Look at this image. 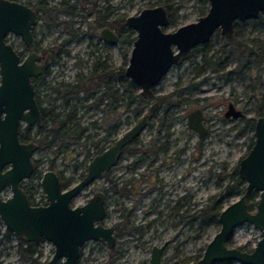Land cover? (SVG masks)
<instances>
[{
	"label": "rangeland",
	"instance_id": "374dc122",
	"mask_svg": "<svg viewBox=\"0 0 264 264\" xmlns=\"http://www.w3.org/2000/svg\"><path fill=\"white\" fill-rule=\"evenodd\" d=\"M59 0H53V3ZM74 2L75 0H65ZM98 8L108 5L115 8L118 12L115 14L130 15L140 11L146 6H156L163 0H94ZM49 2H52L50 0ZM172 3L171 9L174 11L173 19L169 20L163 30H175L179 25L195 21L200 15L201 7L207 6L208 0H169ZM95 8V9H98ZM74 12L79 14L65 13L60 14L63 20H72L75 28H78L80 39L72 38L65 45L67 52L57 53L58 62L50 65L49 74L45 77V83L39 88L38 99L42 100V105H51L53 97V87L58 83L74 82L83 77L89 69L91 61L97 57L109 55L108 62L114 66L119 64L126 65L127 56L131 44L118 39L115 44L102 43L98 39V28L94 29L95 34L89 37L85 31H89L90 23L95 14L91 10V4L81 2L73 8ZM117 16V15H115ZM38 33L35 40L46 46L56 39L59 42L62 37L68 36L61 27L47 32L44 24L39 21ZM240 35H237L231 42L229 38L221 35L219 32L212 34L209 41L210 51L207 57L214 56L218 58L219 64L211 70L209 66H201L199 57L193 61H184L178 65H172L166 74L155 85L150 94L144 95L139 101L138 106L142 109L137 117L132 111H123L119 115L123 119L119 125V130L112 135L117 138L119 134L124 133L131 124H133L140 115L146 113L150 103L157 100L161 95L173 93L167 99L177 102L166 109V103H159V107L153 117L138 136L143 146L151 147L163 140L164 132L169 133L170 147L175 159L171 167H161V172L172 186L173 197L167 198L162 195L160 207L155 210L147 208L152 206V199L158 197L159 193L155 189L151 191L143 200L142 206L136 205V216L125 221L128 232L120 234L118 249L121 253L113 255L114 259L109 258L108 249L104 242L85 243L81 248V254L77 264H147L149 253L153 245H158L163 241H168L167 246L161 253L160 264H178L185 259L200 257L205 245L210 238L219 229L220 224L217 220L208 225H201L196 217L198 208L208 202L210 197H215L223 191L224 181L218 178V173L222 176L229 173L237 165L239 159L248 151L249 143L253 141V125L246 123L248 119H255L258 115H264V23L256 19H247L239 21L237 24ZM61 37H56L60 36ZM7 41L17 50H24L23 41L20 36L9 32ZM92 38V39H91ZM95 40V42H94ZM241 44L237 48L236 45ZM250 49L249 63L243 66V60L238 62L236 54H232V49L236 53L242 54V48ZM139 90V89H138ZM143 95V94H142ZM159 100V99H158ZM83 101V100H81ZM91 100H86L89 103ZM136 100L135 103H137ZM232 102L235 108L243 112L242 117L225 118L224 111L227 103ZM200 109L204 115V125L207 131L204 137H199L189 125H187V114L193 109ZM76 113V125L85 128V133L77 140L62 142L64 150L59 152L54 158L52 149L54 147L37 148L33 158L37 160V174L42 173L50 164L48 159L53 160V169L60 170L65 178L71 177V184L78 181L80 172H84L88 159L94 154L96 142L99 146L105 147L106 141L102 139V129L94 127L92 122H100L103 126L105 116L103 111L95 106L86 108L78 107ZM261 112V114H259ZM113 114L106 116L108 120L115 121ZM163 117L162 127H158L160 118ZM111 118V119H110ZM22 123L19 133L25 136L29 141H33L40 132L35 125L28 126ZM72 127V128H75ZM159 139V140H158ZM154 143V144H153ZM156 145V144H155ZM138 145L129 146L120 158L113 172L116 175L117 186H121V180L129 179L132 175L142 171L150 163V159H142V163L134 171L129 170L127 165L133 163L136 157L142 156L143 151L138 150ZM90 153L86 157V153ZM73 153V157L68 154ZM163 161L161 153L154 158V163ZM77 163V164H76ZM76 164V165H75ZM187 173V174H186ZM32 189L39 192V186L36 184V178L29 180ZM152 186H155V181ZM106 178L95 180L89 186L82 189L76 196L74 203L79 204L90 197L91 193L97 189L107 188ZM123 186V185H122ZM145 186V185H143ZM142 186V187H143ZM185 195V199H180V210L177 215H170L169 205H173L177 197ZM238 193H233L229 197H224L221 201V207L229 204L238 197ZM247 203L258 200V192L252 191ZM122 204L125 207L133 206L130 198L124 196ZM106 213L104 223L113 224L121 221L118 215L119 210L111 204L110 199L105 197ZM183 215H180V214ZM149 223V224H148ZM134 226L138 228L135 229ZM134 228V229H133ZM231 233V244L229 246H243L245 249H251L255 240L259 237V230L248 222L242 223L233 228ZM18 238L14 237L5 228L0 219V264H20L17 258L15 246ZM39 247L42 250L40 259L44 260L52 253L53 246L50 241L40 240ZM234 264H239L233 261Z\"/></svg>",
	"mask_w": 264,
	"mask_h": 264
},
{
	"label": "water",
	"instance_id": "95a60500",
	"mask_svg": "<svg viewBox=\"0 0 264 264\" xmlns=\"http://www.w3.org/2000/svg\"><path fill=\"white\" fill-rule=\"evenodd\" d=\"M208 9L195 21L179 25L175 30H163L169 19L161 4L146 6L135 14L125 16L126 26L135 31V38L124 68L129 78L143 95H148L172 65L181 63V57L191 47L211 39L218 30L229 37L236 21L257 18L264 14V0H208ZM36 20L34 10L28 5L12 0H0V219L13 235L24 241L42 237L53 244L54 253L44 264H75L81 245L87 240L114 245L113 227L101 224L105 213L104 194L96 191L85 202L70 206V201L90 182L100 179L120 153V149L135 137L155 114L158 101L150 104L116 141L88 160L85 175L68 189H62L58 176L50 169L42 173L40 186L46 204L31 205L19 182L34 171L33 153L37 143L21 141L19 129L41 124V113L34 98L31 77L46 68L48 57L41 64L37 54L30 51L23 58L7 41L9 32L20 36L24 46L32 42L31 28ZM99 36L108 43H115L116 33L104 27ZM187 125L204 137L203 114L196 108L187 114ZM225 117L237 118L243 112L228 102ZM254 138L248 151L237 162V173L245 179L244 190L237 199L220 208L217 221L219 229L205 245L197 260L186 264H211L229 260L239 264H264V115L254 119ZM10 194L2 197L4 188ZM258 192L254 207H247L246 196ZM248 222L259 230V237L247 251L238 246H227L225 238L233 228ZM167 241L153 245L147 264H160L161 253Z\"/></svg>",
	"mask_w": 264,
	"mask_h": 264
},
{
	"label": "flooded vegetation",
	"instance_id": "af4514ba",
	"mask_svg": "<svg viewBox=\"0 0 264 264\" xmlns=\"http://www.w3.org/2000/svg\"><path fill=\"white\" fill-rule=\"evenodd\" d=\"M12 1L20 2L22 4L28 5L29 7H31L34 10V12L36 14L35 23L33 24L32 28H31V36H32L31 45L29 47L24 46V47H26L24 49L26 51V53L24 51H21V50H19V51L16 50L18 52V54L20 55V58H23L26 54L30 53V51H35V53L37 54V57H38L36 59V62L38 64H41L48 57V64H47L46 68L41 70V72L38 75L31 77V82H32V85H33V89H35L34 98H35V100H36V102L38 104V109H39V111L41 113V117H42V111L41 110L43 109V107H49V108L54 107V109L57 110V111H63L64 108H65L64 107L65 104L62 102V99H60V97L56 98V95L60 96V94H59L60 93V86H63V84H74V82H76V80L74 82H69L68 81V82L58 83V85L56 87H53V93L54 94H53V97L50 98L51 99V105H49V106L42 105V100L38 99V95H36L37 92H39L40 86H42V84L45 83V79H46L45 77L49 74L50 65L52 63H55V62L59 61V59L57 58V53L62 51V49H64L67 52V49H66L65 45L68 44L69 41L72 40V38L80 39V37H81L80 36L81 32L78 30V28H75V26L72 23V20H63L61 17L59 18V15L60 14H65V13L79 14V12H74L73 8L76 7L78 4H81V2H84L86 4L90 3L91 4V10L92 11L95 10L96 12H95V14L93 16V19H92L91 23H90L89 31H85V33H87L89 35V37H92L95 34V32H94L95 28H98V31H97V33H98L101 28L107 27L112 32L116 33V35H117L116 41L119 39V37H118V33L116 32L115 27H114V19L116 17L123 16V21H124L125 16H127V15L124 16V15H120V14H115L118 11L115 8H110L108 5H104L103 7L98 8V6L96 5V1H94V0H75L74 2H70V3L66 2L65 0H59L56 3H53V0H52V2H49L50 0H12ZM62 4L69 9L68 12H64L61 9H59L60 6H62ZM45 6L53 8V9H57V10H53L54 11V14H53L54 19H52L50 15L47 16L46 14H44L43 8ZM95 8H98V9H95ZM98 12L100 13L99 14L100 16L97 15ZM115 15H117V16H115ZM97 16H98V18L102 19V22H104V24L102 26L94 28V25L96 24L95 19H96ZM39 21L42 22V24H44L45 28L47 29V32H52L53 29H56V28L62 26V28L66 31L68 36L62 37L59 42H56V39H53V41L51 43H49L48 45L41 46V43H39L38 41L35 40V35H36V33H38L37 31H38V26H39L38 23H39ZM123 25H124L123 26L124 29H129L130 31H133L131 28L126 26L124 22H123ZM133 32H134V38H135V31H133ZM233 33H234V30H233ZM233 33H232L231 36L226 37V38H229V39L233 38ZM56 37H58V38L61 37V34H60V36H56ZM66 38H68V40L66 42L62 43V41L64 39H66ZM134 38L130 42H127V43L131 44V47H132V44H133L132 41L134 40ZM98 39L102 43H106V44L108 43L105 40H103L102 38H100L99 33H98ZM94 42H95V40H94ZM113 44H115V43H113ZM131 47H130V49H131ZM130 49H129V52H130ZM129 54H128V56H129ZM128 56H127V59H128ZM108 58H109V55L106 54L105 56H102L101 58L97 57L96 59L91 61V63L89 64L90 66H89L88 72L85 75H87L89 73L92 64L95 63V62H96V64L99 65L100 69L102 68V66H103L102 64L103 63H105L106 65L114 66L113 64H110L107 61ZM109 73H110L109 71L106 72V74L108 75L107 76V82H108V86H110V85L113 86V89L115 91V96H116L115 100H113L112 97L106 95V86H105L106 79H105V75H104L103 72L99 73L100 78H99L98 82H94L93 81L91 83V87H92V89L94 91V95L99 94V97H100V108L103 111V117L105 116V118H102V119H104V122H106V125H104L101 128L102 132H103L102 139L106 141V146L105 147L99 146L95 142L94 143V145H95V150L94 151L95 152H94V154L91 157H93L96 154H99V152H101L104 148L109 147V145H111L112 143H114L116 141V138H113L112 135H113V133L116 130L117 131L119 130V125L123 121V119L119 117V115L122 114L123 109L121 107L122 96H121V86H119L118 71L117 70H115V71L113 70L112 71V76L109 75ZM157 101H158V105H159V100L157 99ZM95 102H96L95 100L91 99V101H90V103L92 104L91 106H95ZM67 105L71 106V107L72 106L74 107L75 106V102L74 101H69ZM112 105H116L115 106L116 108L114 110L112 109L113 107H111ZM109 108H111V111L109 110ZM225 111H226V109H225ZM108 113L110 115L113 114L114 115L113 117H116V120L113 121V122L108 120V118L106 117L108 115ZM154 115H153V117H155ZM113 117L111 116V118H113ZM225 118H229V117H225ZM139 119H137L136 121H138ZM150 120H148V122ZM159 121L160 122L158 124V127L160 128L163 125V123H162L163 122V118L160 119ZM148 122H147V124H148ZM202 125H204V115H203ZM40 126H42V121H41ZM145 126H144V128H145ZM204 126L206 127V131H207V126L206 125H204ZM141 131L135 137H131L130 140L126 142V144L120 149L121 151H120V153H119V155H118V157L116 159V162L114 164H112L107 171H104V174H103V176L101 178H103V177L106 178V181L108 183L107 188H104L103 190L102 189L94 190L91 193V195H90V197H91L94 192L102 191V193L104 194V204H105V197L107 196L110 199L111 204H114L115 208H118V210H119L118 215L120 216V220L121 221L113 222V224H110V225L106 224V223H104V218L106 216L105 213H106V209H107L106 208V204H105V213H104L105 216H104V218L101 221V224H103L105 226H112L113 227V235L115 236L114 245L111 246V247H107L105 242H104L105 246L108 249L109 258L112 259V260L114 259L113 255L121 253L120 249H118L115 246L116 245L118 246L120 244V243H118L119 240H120L119 239L120 234H123L125 231L128 232V228H127V225H126L125 221L128 220V219L133 218L134 216H136V208H135V206L136 205H141L142 206V212H143L144 203H143L142 199L144 197H146L149 193H151V191H153L154 189L156 191H158L159 196L158 197H154L152 199V202H153L152 206H150L149 208L144 210L145 212H148V209L155 210L156 207L157 208L160 207L161 201H162V195L163 196H167V198H171V197H173L172 195L174 193L172 191V186H170L171 183L168 180H166L165 176H163V174L161 172V167H163V168L166 167V168L170 169L171 163L175 159L174 154H172V152L170 150L171 148H169L170 147V140H169V137H168L169 133L168 132H164V134H163V136L167 137L168 140H163V142H161V143H156V141H155L156 145L153 143L154 145L151 148L149 146L148 147L143 146L142 141H140V139L138 138V136L141 134ZM119 135H121V134H119ZM19 138H20V135H19ZM27 141H29V140H27ZM33 142H35V141H33ZM134 144L138 145L139 148H137V149L140 150L141 152L143 151V153H142V156L136 157V159L133 161V163L127 165L129 170L134 171V169H137L140 166V164L142 163V159H144V158L150 159L151 161H150V163H148L146 165V167L142 168V171L137 172L136 176L132 175L131 178H129V179L121 180L123 186L121 185L119 187V186H117V184L115 182V180H118V179H116L117 177H116V175H114L113 170L116 167V165L120 162V158L122 156V153H124L126 151L125 149H127L129 146L134 145ZM37 148H38V145H37ZM62 150H64V148ZM88 153L85 154L86 157L91 155L90 153L89 154ZM160 153H161L163 161H160V163H154V158L158 157ZM58 154H59V152H58ZM71 154H73V153H71ZM68 156H69V154H68ZM55 157L56 156H54V158ZM69 157H72V156H69ZM53 160L54 159L52 158V163H53ZM35 161L37 163V160L33 158V163H34L35 168H36L37 165H36ZM52 163L49 166V168H47V169L52 170L58 176L59 185H61V181L62 180H68L69 179L68 184L66 186L61 185L62 189H68L69 187H71L72 185H74L75 183L78 182V181H76L75 183L71 184V177L65 178L63 176V174H61L60 170H57V169L54 170L53 169L54 166H53ZM86 167H87V165H86ZM35 170L36 169H34V171L30 174V177H24V179H22L19 182V187H21L23 189V191L26 194V197H28L29 202H30L31 205L46 204V196H45L44 191H43V189H42V187L40 186V183H39L40 179L42 177V173L44 171L42 173L37 174V171H35ZM85 171H86V169H85ZM85 171L84 172H80V174H79L80 178L78 180H80L82 177H84V175L86 174ZM218 175H220V173H218ZM33 177L36 178V184H37V186H39V192L36 195H35L36 191H34V189H32V186L30 185V183L28 181L30 178H33ZM100 179H97V180H100ZM94 181H92V182H94ZM154 181H155V186H152L151 184H153ZM92 182H90L89 185ZM143 185H145V186H143ZM85 187H87V186H85ZM84 188H82V189H84ZM253 191H255V190H253ZM9 194H10L9 188L8 187L4 188V191L2 193V197L4 198L5 196H7ZM78 194L79 193H77L76 196ZM76 196L74 198H72L71 201H70V206H72V207L74 205H79V204L85 203L90 198V197L87 198L82 203L76 204V203H74V200H75ZM124 196H126L127 198H130L132 200L133 206H130L128 208V207H125L122 204V202H123L122 198ZM181 198L185 199V195H182L181 197H177L175 200H173L174 204L168 206L170 215H177V213H179V210H180V207H181V204H180L179 200ZM134 228L137 229L138 227L134 226ZM8 232L12 233L10 230H8ZM16 237L18 238L19 242L16 244L14 252H16L17 258L21 262L20 264H44V263L47 262V260L50 259L51 255L54 253V250L52 249V253L50 254V256L48 258L44 259V260H41L40 259V255L42 253V250L39 247V242H40V240H43L44 238L38 237V238H36V239H34L32 241H27L26 242V241L22 240L20 237H18V236H16ZM87 242L94 243V242H100V241L94 240V239L87 240L81 245V247ZM101 243H103V242H101ZM52 246H53V244H52ZM227 246H229V245L227 244ZM18 247H20L22 249V251H25V254H27V255H25V257L22 255V253L20 251H18ZM81 247L79 248L80 249V254H81V251H82ZM80 254H79V256H80ZM198 258L199 257L190 258L188 262L197 260ZM61 259L62 258H60V260H58L55 264H61V261H62ZM77 262L75 264H77ZM147 262H148V260H147ZM188 262H186V263H188ZM213 262L217 263V262H221V261H213ZM186 263H184V264H186Z\"/></svg>",
	"mask_w": 264,
	"mask_h": 264
},
{
	"label": "trees",
	"instance_id": "16d2710c",
	"mask_svg": "<svg viewBox=\"0 0 264 264\" xmlns=\"http://www.w3.org/2000/svg\"><path fill=\"white\" fill-rule=\"evenodd\" d=\"M207 2V0H204ZM164 8H166L167 11V16L169 20L173 19V14L174 11L170 8L172 3L169 2V0H163L160 3ZM64 12H68L69 9L65 7L63 4L60 6V8ZM57 9H53L50 7H44L43 12L47 16H51L52 19H54L53 14L54 11ZM207 10V6L201 7L199 11V15L203 14ZM100 13L98 12V16ZM259 16L257 18H254L258 20L259 22L264 23V14L259 13ZM98 16L95 19L96 24L94 25L95 27L102 26L104 22H102V19L98 18ZM56 22V21H55ZM123 16L116 17L114 19V27L116 32L118 33L119 39L123 42H130L134 38V32L130 31L129 29H124L123 28ZM238 21L234 23V33H233V38L230 39L232 42L233 39L237 35H240V30L237 26ZM215 32H218L217 30ZM68 38L64 39L62 43L66 42ZM241 46V44L236 45L235 48L238 49V47ZM232 49L231 53L236 54V59H238V62L243 60V66L248 65L249 63V58L248 56L250 55V49L246 50L244 47L242 48V54L241 53H236V49ZM209 47V41L206 43H203L201 45H195L189 49L184 55L181 57V61H193L195 65L198 64L194 59L199 57V60L201 62V66H209L211 70L215 69V67L219 64L218 58L212 56L207 57V54L210 51ZM102 68H99V65L95 63L92 64L90 71L87 75H84V77L78 78L74 84H63V86H60V96L56 95L57 97H60L62 99V102L65 104V108L63 111H57L54 109V107L49 108V107H43L42 111V126L37 127L36 129L40 132L42 128L45 127L43 133L40 132V134L33 140L37 143L38 148H45V147H54L52 149V153H54V156L58 154L64 147H62V142H67L69 140H77L79 137H81L85 133V128L80 127L78 125H73L75 124L74 122L76 121V113L78 111V107L86 108L90 107L92 104L89 102L87 103L86 100H95V106L100 108V97L99 94L94 95V91L91 87V83L98 82L100 76L99 73L103 72L105 75V86H106V95L110 96L115 100V91L113 89V86L110 85L108 86L107 82V74L106 72L109 71V75L112 76V71L117 70L118 75H119V86H121V96H122V101H121V107L123 111H132L133 115L137 117L141 111V107L138 106V103L144 95L140 93L136 85L132 83V81L125 75L123 74L124 68L126 65L124 64H119L116 66H110L106 65L105 63L102 64ZM173 93H169L168 95H161L158 97L159 103H166V109L164 110V113L167 112V109L171 107L172 105H177V102H171L167 98L171 97ZM55 98V97H54ZM53 98V99H54ZM83 100V101H81ZM137 101V103H135ZM69 101H74L75 106L71 107L68 106ZM116 105H112V109L114 110ZM101 109V108H100ZM111 111V108H109ZM261 114V112L259 113ZM163 118V117H162ZM160 118V119H162ZM254 120L248 119L246 120V123L250 124L251 126L254 124ZM73 123V124H72ZM92 125L94 127H99L100 129L103 127V125L100 122H92ZM75 127V128H72ZM26 129L28 128L25 127ZM20 140L21 141H27L28 139L23 135L20 134ZM252 141L249 143V147L251 146ZM249 149V148H248ZM89 154V153H88ZM87 154V155H88ZM69 156H74V154H69ZM49 164L51 165L52 159H49ZM36 163V161H35ZM218 178L222 181H224L223 184V191L220 192L218 195L215 197H210L208 199V202L205 203L203 206H200L198 208V213L196 215L198 222L201 225H208L211 222H214L219 213H220V208H221V201L223 200L224 197H229L233 193H238L240 194L244 190V185H245V179L242 177L240 174L237 173V166L233 167L229 173H224L222 176L218 175ZM68 180H62L61 185L66 186L68 184ZM250 194L246 196L247 201L250 199ZM256 202H254L255 204ZM252 202L247 203V207L251 208ZM180 215H183L182 213ZM225 242L230 245L231 244V234L228 235L225 238ZM243 246H239L240 249H245ZM249 251L250 249H245ZM18 251L22 253V255L25 257V251H22L20 247H18ZM187 260L183 259L181 260L178 264H184L186 263ZM211 264H234L232 261L229 260H222L221 262H212Z\"/></svg>",
	"mask_w": 264,
	"mask_h": 264
}]
</instances>
